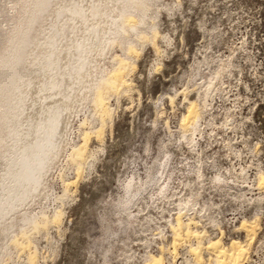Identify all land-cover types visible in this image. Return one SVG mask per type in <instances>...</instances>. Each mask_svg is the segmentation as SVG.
<instances>
[{
	"label": "rangeland",
	"instance_id": "obj_1",
	"mask_svg": "<svg viewBox=\"0 0 264 264\" xmlns=\"http://www.w3.org/2000/svg\"><path fill=\"white\" fill-rule=\"evenodd\" d=\"M17 2L0 0V45L19 16ZM146 20L157 28L156 47L151 27L150 41L134 38L139 50L130 56L132 85L107 97L112 116L99 138L88 133L82 169L77 172L68 155L84 132L99 126L88 107L70 120L69 144L47 174V197L28 206L38 217L61 210L59 221L37 231L26 227L37 250L34 262L27 261L29 247L11 245L1 264H142L148 254H161L162 264H185L192 258L189 244L180 242L173 250L170 224L178 215L188 221L184 215L205 194L191 174L199 152L195 141L220 156L227 170L264 173V0H151ZM117 45L100 58L104 68L110 69L114 54L124 55ZM190 98L207 103L193 132L179 126ZM244 196L259 213L243 218L258 220L239 264H264V193ZM241 221L229 238L211 235L195 221L191 226L229 245L234 238L247 242ZM16 223L11 235L21 230ZM209 257L204 250L200 264Z\"/></svg>",
	"mask_w": 264,
	"mask_h": 264
},
{
	"label": "bare ground",
	"instance_id": "obj_2",
	"mask_svg": "<svg viewBox=\"0 0 264 264\" xmlns=\"http://www.w3.org/2000/svg\"><path fill=\"white\" fill-rule=\"evenodd\" d=\"M17 4L19 16L0 45V258L11 245L29 247L27 261L32 263L37 250L31 248L30 230L59 221L62 212L48 217L41 211L38 217L30 214L28 206L47 197V174L69 144L71 118L88 107L100 119L99 126L84 132L82 143L68 155L78 172L87 160L88 133L99 138L112 116L107 97L132 85L127 79L134 69L130 56L139 50L134 38L149 39L146 28L151 27L150 39L156 47L158 31L146 20L151 0H18ZM115 44L124 55L114 54L106 69L100 58ZM206 104L190 98L180 128L193 132ZM263 184L260 172L257 185ZM124 188L128 190L130 182ZM175 220L170 224L171 244L173 250L180 242L189 244L192 258L185 264L202 263L204 250L210 254L207 264H239L248 253L258 219H241L247 242L234 238L229 245L221 237L206 238L203 228L191 226L192 218L183 221L178 215ZM18 222L19 234L11 235ZM192 238L195 243H190ZM162 258L148 254L142 264H162Z\"/></svg>",
	"mask_w": 264,
	"mask_h": 264
},
{
	"label": "built area",
	"instance_id": "obj_3",
	"mask_svg": "<svg viewBox=\"0 0 264 264\" xmlns=\"http://www.w3.org/2000/svg\"><path fill=\"white\" fill-rule=\"evenodd\" d=\"M194 146L198 147L200 153H196L191 160V174L198 180L195 188H203L205 194L197 196L196 204L184 217L189 216L198 225L206 227L211 235L229 238L237 233L234 232L236 223L257 212L253 200L244 195L264 193V186L259 188L257 185V174L261 169L251 172L245 169L236 171L235 168L227 170L221 165L220 156L208 153L197 140ZM202 150H205L206 154H202ZM198 168L202 171L201 175L198 174ZM215 175L218 176L216 181H214ZM219 225L223 230L222 234Z\"/></svg>",
	"mask_w": 264,
	"mask_h": 264
},
{
	"label": "clouds",
	"instance_id": "obj_4",
	"mask_svg": "<svg viewBox=\"0 0 264 264\" xmlns=\"http://www.w3.org/2000/svg\"><path fill=\"white\" fill-rule=\"evenodd\" d=\"M155 71H156V69H155ZM157 72H159V71H157Z\"/></svg>",
	"mask_w": 264,
	"mask_h": 264
}]
</instances>
